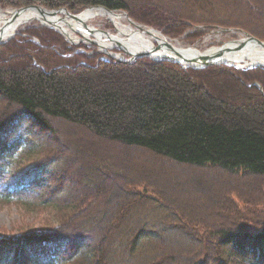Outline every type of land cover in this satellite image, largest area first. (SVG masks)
<instances>
[{
  "label": "trees",
  "instance_id": "16d2710c",
  "mask_svg": "<svg viewBox=\"0 0 264 264\" xmlns=\"http://www.w3.org/2000/svg\"><path fill=\"white\" fill-rule=\"evenodd\" d=\"M260 1L0 5L75 13L102 5L172 37L196 26L238 27L264 40L252 23L264 19V5L259 13L250 6ZM81 46L45 26L0 44V203L51 217L0 234V264H264V66L194 68L149 57L127 63ZM56 121L77 129L70 135L76 143L67 148ZM96 142L124 148L122 157L134 159L135 149L179 166L221 168L241 185L226 187L219 211L202 212L174 200L141 170L128 171L126 161L99 153ZM91 157L95 166L83 162ZM242 175L254 188L244 187Z\"/></svg>",
  "mask_w": 264,
  "mask_h": 264
},
{
  "label": "rangeland",
  "instance_id": "374dc122",
  "mask_svg": "<svg viewBox=\"0 0 264 264\" xmlns=\"http://www.w3.org/2000/svg\"><path fill=\"white\" fill-rule=\"evenodd\" d=\"M258 3L260 5H254L250 3V6L256 10V13L261 12L263 9L262 6L264 5L262 1ZM34 5H40V4H34ZM40 6H43V5H40ZM21 7H24V6H21ZM21 7L0 5V9L5 10V11L12 10L13 8L18 9ZM45 8H48V7H45ZM58 8H61V7H58ZM234 8L236 10H241V8L238 5H234ZM48 9H54V8H48ZM115 11L124 12L125 10H115ZM58 15L63 16L64 18L66 17L65 14L63 13H59ZM237 15L240 16L242 14L238 13ZM242 17L246 18L245 16H242ZM66 19H68V17H66ZM132 19L135 22L142 24L146 28L153 27V28L160 30L162 34H164L168 38V40L171 41L176 46L194 47V48L199 49L200 51H204L212 46H220L230 40L240 39V38L242 39L246 37V34L240 31L239 29L249 32L246 29L238 28V27L205 28L204 26H196L194 28L188 29L180 36L172 37V36L165 34L161 29L157 27L137 21L134 18ZM45 22H46V19H43V18H37V17L32 18L20 24L18 28L16 29V32L13 37H15L17 34L25 30L29 26H35V27L45 26V27L54 28L51 25L49 26ZM47 22L49 23V21ZM125 22L130 23L127 20H125ZM252 23L255 24L258 28L264 30V19L260 20L259 18H257V19L252 20ZM87 24L97 29L107 31L113 35H118L119 33L114 23L105 16H96L95 18H92L89 21H87ZM64 25L68 30L73 32V36L75 40L73 39V42H72L69 39H67V37L64 34L62 35L73 45H77L81 47L82 50H85V48L81 46L84 44L86 46L96 47L99 51L105 53L107 56L109 55L105 52L106 49L114 53H120L121 55H124L125 57L130 56L129 54L122 52L123 50L116 44V42L112 41L111 39H105L104 37L98 38L95 35V32H92L89 29H86V31H81L79 29L74 30L72 28V25L69 26L66 23ZM224 28H232L233 30L225 31ZM196 30L197 31L202 30L203 32L201 35H198L196 39H193L191 36L193 35V32ZM127 36L128 35H124L121 37H127ZM13 37H11L10 39H12ZM10 39L6 41H9ZM103 41H105L106 43H113V45L112 46L107 45L106 48L102 47L100 43H103ZM153 41L155 44L158 43L156 39H153ZM221 64H226V63H221ZM226 65H229V64H226ZM232 66L237 67L239 69L248 67L247 65L243 67H239L238 64L232 65ZM248 68H254V67H248ZM253 84L259 86V88L263 91L262 85L259 82H254ZM54 124L58 128L60 138L62 137L64 138L65 136L68 137L67 139L68 143L66 144L67 148L69 144L76 143L74 140L70 138V135L72 134H79V132L76 131L77 130L76 128L64 122H61V121H56L54 122ZM82 136H85V135H82ZM94 149L98 151L99 153H104V152L110 153L113 155L112 156L113 158L115 157L114 159H121V160L126 161L129 165L128 171L136 172L138 170H141L145 174H148V176H150L151 179H153L156 183H158V185H160L164 190H166V192L171 197H173L174 200L177 199L181 203H189L191 205L190 207H192L193 209L194 208L198 209L202 212L210 213L212 209L219 211L221 209L220 203L222 200V193L224 194V192L226 191V187L228 188L229 186L231 187L232 185H241V183L238 184V182L235 181L233 176L228 171L223 170L221 168H217V167H209L207 169H202L200 167L179 166L169 160L156 159L154 157H151L147 155V153L141 154L139 150H135V149L129 150L130 156L134 157V159L127 157L126 154H125V157H122L117 152L118 150L124 152V148H121L118 146H107L104 143H97ZM65 152L69 153V149H66ZM92 161H93L92 157L86 160L83 159V162L90 163L89 165L95 166L94 164L91 163ZM240 180L242 181L244 180L245 182L244 187L254 188V186L256 185L254 180L249 175H242L240 177ZM66 184L72 185V180L69 178ZM220 185L223 186L221 187L222 188L221 190L219 188ZM136 188H139V187H136ZM194 188H195V191H193ZM214 192H215V195L212 196ZM235 199L239 201V203L241 204L243 201H245L246 203V200H243L241 198H235ZM49 214L50 213L48 212L47 213L46 212L37 213V212L25 211L24 209H22L21 207L13 203L12 204L0 203V234L17 232L21 230L22 228L26 227L27 225L39 227L43 224H46L47 219L51 218ZM117 238H118V234H116L114 237L110 239V243L114 244L116 241H118ZM110 247L112 246L110 245Z\"/></svg>",
  "mask_w": 264,
  "mask_h": 264
},
{
  "label": "water",
  "instance_id": "95a60500",
  "mask_svg": "<svg viewBox=\"0 0 264 264\" xmlns=\"http://www.w3.org/2000/svg\"><path fill=\"white\" fill-rule=\"evenodd\" d=\"M94 7L95 8H104L108 11H114V10L107 8L105 6H102V5L90 6L88 8H94ZM88 8H86V9H88ZM31 9L36 10V12L38 13L37 18H43V19L48 20L49 23L45 22L46 24H48L49 26L51 25L52 27L56 28L57 30L62 32V34H64L67 37V39H69L70 41L73 42V39L70 38L65 33L63 28H61L58 25V21L61 20L70 26L71 23L67 21L66 17L78 18L79 13L71 12L70 10H68L65 7L48 9V8H45V7L40 6V5H30V6H24V7L18 8V9L13 8L11 10V11H13V13L11 14V16L8 19H6V22L3 25V28H1V29L4 30V28L8 26V24L13 20V18L15 17V15L17 13L25 11V10H31ZM86 9H84V10H86ZM59 13L65 14L66 17L64 18L63 16L58 15ZM123 13L126 14L128 20L130 22H133L135 25L140 26L141 28L145 27L142 24L135 22L130 17L128 12L124 11ZM49 17H57V18L55 20H50L51 18H49ZM83 24L85 26H87L90 31L95 32V35L98 38L104 37L105 39H111L112 41L116 42V44L123 50L122 52L130 55L129 57H125L124 55H121L120 53L111 52L107 49L105 50V52L108 55H110L111 57L115 58L116 60L124 61L127 63H133L140 57H149V58L154 59V60L176 61V62H180V63L184 64L187 67H194V68H204V67H207L209 65L221 64V63H226L229 65H236L233 63H229L227 61V59L225 58V54H227L228 51H232L235 49H245V48H249L252 45L262 46L264 48V40L257 38L256 36L252 35L251 33L247 32L245 30L239 29L240 31H242L243 33L246 34V37H244L242 39L240 38V39L230 40V41L225 42L224 44H222L220 46H212V47H210L204 51H200L199 49L194 48V47L176 46L171 41H168L166 44H161L157 39L156 40L158 43L157 44L154 43L152 47H148V49H145V50L133 51V50H130L126 45L123 44L122 38L119 37L118 35H113L107 31L97 29L93 26H90L87 23H83ZM149 28H153V27H149ZM153 29H156V28H153ZM147 30H149V29H147ZM156 30H158V29H156ZM224 30L225 31L226 30L231 31L233 29L232 28H224ZM158 31H160V30H158ZM14 34L5 40L1 39V37H0V44L3 43L4 41L10 39L11 37H13ZM100 45L102 47L106 48L107 45L112 46L113 43H107V44L100 43ZM226 45H227V47H226ZM213 48H218V50H214L213 52H211L209 54H205L206 51L213 49ZM226 51H227V53H226ZM245 65H247L248 67L264 66V64H245V63L242 64L241 63L239 65V67H243Z\"/></svg>",
  "mask_w": 264,
  "mask_h": 264
},
{
  "label": "bare ground",
  "instance_id": "6f19581e",
  "mask_svg": "<svg viewBox=\"0 0 264 264\" xmlns=\"http://www.w3.org/2000/svg\"><path fill=\"white\" fill-rule=\"evenodd\" d=\"M12 13L13 11L11 10L5 11L0 9V37L3 40L12 36L20 24L38 16L36 10L33 9L19 12L15 15L8 26L2 30L1 28H3L6 19H8ZM96 16H105L110 21H112L118 29V36L121 37L124 35H129L127 37L121 38L123 40V44L126 45L130 50L138 51L148 49V47L153 46V39H157L161 44H166L169 41L168 38H166L160 31L156 29L146 27L141 28L140 26L135 25L133 22H130L126 14L123 12L108 11L104 8H88L79 13L78 18L68 17L67 21L71 23L74 30L79 29L81 31H86L88 27L83 23H87V21L95 18ZM49 18H51L50 20H55L57 17ZM125 20L129 21L130 23H126ZM47 21L48 20H46V22ZM64 24L65 22L60 20L58 21V25L63 28L65 33L70 38L74 39L73 32L68 30ZM103 43L107 44L105 41H103ZM214 50H218V48L210 49L206 51L205 54H209ZM225 58L229 63L238 65L243 62L245 64H264V48L262 46L252 45L245 49H235L228 51V53L225 54Z\"/></svg>",
  "mask_w": 264,
  "mask_h": 264
}]
</instances>
